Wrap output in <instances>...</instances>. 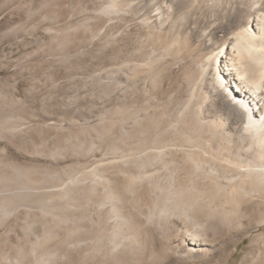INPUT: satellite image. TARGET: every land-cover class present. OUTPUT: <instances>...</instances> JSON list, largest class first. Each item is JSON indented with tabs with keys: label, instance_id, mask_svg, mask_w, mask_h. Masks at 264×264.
I'll return each instance as SVG.
<instances>
[{
	"label": "rangeland",
	"instance_id": "rangeland-1",
	"mask_svg": "<svg viewBox=\"0 0 264 264\" xmlns=\"http://www.w3.org/2000/svg\"><path fill=\"white\" fill-rule=\"evenodd\" d=\"M244 1L0 0V264H264L182 132L237 114L195 76Z\"/></svg>",
	"mask_w": 264,
	"mask_h": 264
},
{
	"label": "bare ground",
	"instance_id": "bare-ground-1",
	"mask_svg": "<svg viewBox=\"0 0 264 264\" xmlns=\"http://www.w3.org/2000/svg\"><path fill=\"white\" fill-rule=\"evenodd\" d=\"M216 32L222 38V46L197 58L195 78L209 81L216 102L232 104L237 114L228 113L227 124L212 118L209 136H205L197 115L185 116L182 132L196 145L190 154H208L221 160L222 181H213L214 190L196 196L209 202L217 196L218 205H222L221 218L229 224L251 215L264 204V0L238 4ZM192 162L194 167L200 165L199 160ZM68 237L66 247L82 242L77 236Z\"/></svg>",
	"mask_w": 264,
	"mask_h": 264
}]
</instances>
